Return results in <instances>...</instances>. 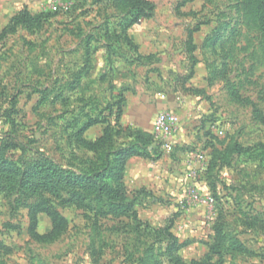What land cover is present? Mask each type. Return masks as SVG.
Returning a JSON list of instances; mask_svg holds the SVG:
<instances>
[{"label": "rangeland", "instance_id": "obj_1", "mask_svg": "<svg viewBox=\"0 0 264 264\" xmlns=\"http://www.w3.org/2000/svg\"><path fill=\"white\" fill-rule=\"evenodd\" d=\"M142 1L150 15L130 25L144 7L123 0H0V264H175L174 256L177 264H264L262 36L245 0ZM23 11L41 18L38 29L14 22ZM142 46L155 51L147 62L138 59L148 57ZM152 71L184 106L174 111L197 133L192 150L207 155L194 183L198 196L213 197L212 209L188 203L173 184H128L129 159L123 183L138 229L133 218L37 193L15 171L48 160L86 173L103 164L101 153L113 163L131 147L141 152L132 158L160 161L167 153L152 132L139 141L123 121L128 94L149 86ZM106 131L112 138L103 152L81 145ZM48 208L68 221L56 240L46 238ZM168 235L178 239L176 252Z\"/></svg>", "mask_w": 264, "mask_h": 264}, {"label": "trees", "instance_id": "obj_2", "mask_svg": "<svg viewBox=\"0 0 264 264\" xmlns=\"http://www.w3.org/2000/svg\"><path fill=\"white\" fill-rule=\"evenodd\" d=\"M126 4L132 6L133 9L140 6L143 9H138L134 20L130 23L137 21L141 16L148 17L151 12V6L143 2L142 0H123ZM246 9L249 15L253 18L258 31L260 32L264 42V0H245ZM14 22L24 25L27 28L34 30L38 29L41 25V18L33 16L28 11L21 12ZM149 57L138 56V59L147 62ZM232 96L236 100H242L241 97L232 92ZM260 116V115H259ZM260 120L264 121V118L260 116ZM138 140L143 138H149L145 134H137ZM111 134L106 131L104 137L97 139L94 142L81 141V145L95 154L103 152L105 147L111 142ZM147 140V139H145ZM238 153L243 154L245 149L237 147L235 149ZM258 156L264 160V144L258 146ZM105 158L103 164L90 172L86 173H73L70 171H61L54 166L48 160H37L28 165L26 171H22L21 168H15V171L19 172L20 176L24 179H28V186H30L35 192H45L53 197L62 199L66 204L76 205L79 208L94 209L97 214L103 217L113 216L117 218H133L137 221V215L134 211L135 201L129 199L126 193V188L123 183L124 172L126 163L129 159L135 156H140L141 152L139 147H131L126 150H121L115 154L113 163H110V157L106 158V153H101ZM110 164L114 165V168L110 171ZM109 171V173H108ZM109 174L106 177V174ZM112 179V184L108 183L107 179ZM92 204L97 207L93 208ZM39 210V206L32 207L30 216L33 224H36V213ZM45 213L52 219V232L46 237L49 240L58 239L67 229V219L54 209L48 208ZM143 226L140 221H137V227ZM169 240L172 242L170 250L180 249L178 239L172 235H168ZM175 264H177V256H174ZM198 264H207L205 262ZM211 264V263H209Z\"/></svg>", "mask_w": 264, "mask_h": 264}, {"label": "crops", "instance_id": "obj_3", "mask_svg": "<svg viewBox=\"0 0 264 264\" xmlns=\"http://www.w3.org/2000/svg\"><path fill=\"white\" fill-rule=\"evenodd\" d=\"M140 52L147 56L155 53L152 47L145 48L144 46L141 47ZM148 68H153V65ZM150 76L151 84L147 87L141 86L135 92L129 93L124 105V124L144 134L152 132L153 123L160 112L184 108L178 95L166 93L164 89H161L162 82L156 83L154 71ZM196 134V131L191 130V127H188L184 121L181 122L180 128L173 137L175 144L173 157L164 154L163 158L156 162L143 158L130 159L125 173L126 182L128 184L134 182L138 186L143 185L157 190H168L169 185L173 184L174 188L178 186L183 192L188 183V170L196 167L192 161V155L196 152H203L192 150L198 146ZM134 164L140 165L136 166L133 172Z\"/></svg>", "mask_w": 264, "mask_h": 264}, {"label": "built area", "instance_id": "obj_4", "mask_svg": "<svg viewBox=\"0 0 264 264\" xmlns=\"http://www.w3.org/2000/svg\"><path fill=\"white\" fill-rule=\"evenodd\" d=\"M180 125V118L174 110L162 111L155 118L152 135L160 148L167 154L171 155L174 152L175 144L173 137L180 128ZM210 128L217 136L224 134L216 125H211ZM192 161L196 164V167L188 170V183L183 191L185 192V198L188 200V203H196V205L212 209L215 204L213 197L198 196L196 184L194 183L200 176V173L205 170L207 155L204 152H196L192 155Z\"/></svg>", "mask_w": 264, "mask_h": 264}]
</instances>
